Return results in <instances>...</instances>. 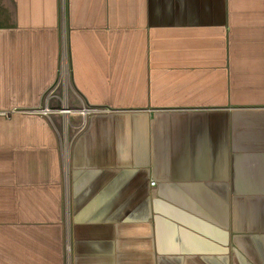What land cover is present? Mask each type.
<instances>
[{
  "label": "crops",
  "instance_id": "crops-1",
  "mask_svg": "<svg viewBox=\"0 0 264 264\" xmlns=\"http://www.w3.org/2000/svg\"><path fill=\"white\" fill-rule=\"evenodd\" d=\"M0 264H264V0H0Z\"/></svg>",
  "mask_w": 264,
  "mask_h": 264
},
{
  "label": "built area",
  "instance_id": "built-area-1",
  "mask_svg": "<svg viewBox=\"0 0 264 264\" xmlns=\"http://www.w3.org/2000/svg\"><path fill=\"white\" fill-rule=\"evenodd\" d=\"M62 72V71H61ZM63 84L61 82V76H60V79H59V82L57 83V86L58 85H61ZM57 86H55L51 92L49 93V98L52 97L53 93L55 92V89L57 88ZM63 104H64V101L62 100ZM58 110V109H57ZM92 111H97L96 109L94 108H82L81 110L78 111L79 115L82 116L83 118V123L85 121V118L86 116L92 112ZM55 112H58V111H55L53 110L52 108H50L48 105L41 108V109H35V110H31L29 113H32V114H41V115H44V116H50L51 114L55 113ZM62 112L65 113V114H71L73 112V110L71 108H68V106H64L62 108ZM83 123L80 125L82 126Z\"/></svg>",
  "mask_w": 264,
  "mask_h": 264
},
{
  "label": "bare ground",
  "instance_id": "bare-ground-1",
  "mask_svg": "<svg viewBox=\"0 0 264 264\" xmlns=\"http://www.w3.org/2000/svg\"><path fill=\"white\" fill-rule=\"evenodd\" d=\"M67 73H68V69H67V65H64L63 66V69H62V72H61V81L63 80H66L68 77H67ZM55 111H58L59 113H63L62 112V109L60 110H55ZM75 111H73L72 113H74Z\"/></svg>",
  "mask_w": 264,
  "mask_h": 264
},
{
  "label": "rangeland",
  "instance_id": "rangeland-1",
  "mask_svg": "<svg viewBox=\"0 0 264 264\" xmlns=\"http://www.w3.org/2000/svg\"><path fill=\"white\" fill-rule=\"evenodd\" d=\"M58 86H59V85H58ZM61 87H62V86H61ZM58 110H60V109H58ZM73 111H74V110H73ZM75 112H76V111H75ZM75 112H74V113H75ZM55 113H57V112H55Z\"/></svg>",
  "mask_w": 264,
  "mask_h": 264
}]
</instances>
